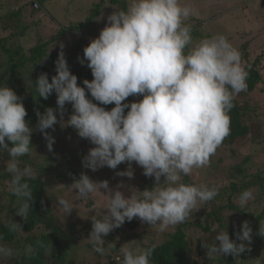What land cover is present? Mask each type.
<instances>
[{"label": "clouds", "instance_id": "1", "mask_svg": "<svg viewBox=\"0 0 264 264\" xmlns=\"http://www.w3.org/2000/svg\"><path fill=\"white\" fill-rule=\"evenodd\" d=\"M32 4L31 11H38L40 6L34 9ZM113 9L79 58L81 64L87 61L91 80L78 84L63 50L55 61L56 74L51 81L46 72L36 79L37 96L48 99L55 92L56 108L37 111L35 129L25 119L23 98L8 84L0 86V153H8L4 171L11 177L10 192L21 201L16 214L24 220L33 203L28 181L35 174L28 166L22 168L19 158L30 154L34 130L43 134L51 152L55 138L46 130H54L58 123L71 126L94 145L82 158L83 167L117 169L126 162L127 169L116 174L131 179L135 162L145 176L154 178L153 186L144 190L123 181L112 188L107 180L94 181L86 173L74 180L71 187L79 197L94 193L107 197L106 205L91 217L88 235L94 251L101 255L105 253L103 237L126 220L139 218L164 232L184 223L193 211L217 197L218 186L186 183L183 177L210 165V157L230 134L229 112L235 97L247 90L249 75L241 52L225 35L205 36L193 44V25L185 21L195 11L183 0H128L125 9ZM130 96L142 98L128 102ZM68 103L73 111L65 121ZM110 104L114 106L104 107ZM125 187L130 188L128 196L121 190ZM253 198L252 189L244 190L238 206L246 207ZM56 203L65 217L74 208L64 196H57ZM8 227L13 232L22 229L17 222ZM252 231L247 220L235 240L227 230L219 231L214 242H203L207 258L244 252ZM260 234L264 235V227ZM157 247L155 243L146 248L122 247V264H151ZM26 251L31 252V247ZM15 254L12 247L0 243V260Z\"/></svg>", "mask_w": 264, "mask_h": 264}, {"label": "trees", "instance_id": "2", "mask_svg": "<svg viewBox=\"0 0 264 264\" xmlns=\"http://www.w3.org/2000/svg\"><path fill=\"white\" fill-rule=\"evenodd\" d=\"M26 1L32 4L34 0ZM35 1L40 6L38 11L44 10L45 0ZM106 1L110 4L120 3L125 6L124 0H100L99 4L95 6L84 21L64 24V26H60L56 31L50 33L49 36H47V33H42V30L38 27L39 21L34 24L32 22V24L23 25L21 23V8L13 12L0 14V86L8 84L23 98L27 111L25 119L30 122L31 126L38 120L37 111L42 113L49 106L56 108L55 92L48 99L37 96L35 81L42 72L48 74L49 81L56 74L55 61L61 51V46H58L59 49L57 48V42L63 41V39L67 41L68 47L66 46V50H63V52L70 71L78 78V84L83 86L84 79L91 80L93 78L91 69L87 66V61L81 64L79 60L83 57V49L89 42L82 41L79 37H76V39L75 33L91 23L94 17L99 14L100 3ZM201 36L203 35L201 34ZM246 49H249L247 43L240 48L242 62L246 65L249 73L246 81L247 90L240 92L235 97L233 101L235 106L229 112L231 120L230 134L219 146L225 149L228 148L230 156L234 160L240 157L241 151L238 147L246 145L247 139L248 143L253 142L262 146L264 144V137L261 139H258V137L252 138L250 134L254 124L260 123V114L264 113V108L261 106L259 99L255 97V91L261 89L258 88L259 85L264 84V51L254 54L253 50L249 49L253 52L248 53ZM86 94L91 98L87 90ZM134 99L132 96L127 98L128 102ZM113 106V104H110L104 107L110 109ZM65 108L63 119L69 118L73 111L70 103L66 104ZM57 116L59 119V113H57ZM256 118L258 119L256 120ZM35 135L36 133L33 131L31 135L32 149L34 148L35 142L33 139ZM6 142L11 146L7 139ZM88 145H90V141ZM252 158L253 154L223 167L222 171L226 175L227 182L222 186H218L219 194L217 197L205 204L211 206L212 202H219L220 209L238 213L244 219L233 224L227 216L223 220L218 215L219 211L211 208L201 216L199 215L201 212H195V215L192 213L184 223L178 224L168 231V237L163 242L157 244L158 247L151 257V264H248L250 261H253V264H264V235L260 234V227H264V170L251 172L249 166ZM8 159L9 156L6 151L0 153V243L12 247L16 253L12 258H9L11 262L8 260V264H66L68 259L66 247L69 244L64 241V230L56 225L55 217L50 211V207H47L50 200L46 197V182L38 176L40 173L34 172L32 169L35 178L30 179L28 182L33 189V203L26 220H24L16 214L17 209L21 206V201L10 192L11 177L4 171L3 161ZM19 159L22 168L35 166L34 161L29 158V154ZM48 159H52L57 165H63L60 172H53L55 177L69 175L70 179L74 181L82 173L80 164H76V168H74L69 167V161L60 160L56 156L49 155ZM211 166L215 165L212 164ZM50 167L51 165L47 166V168ZM39 170H42V168H39ZM140 173V180L145 182V188H151L154 184V178L145 176L142 167ZM161 179L163 180V177ZM183 180L186 183L194 181V179H191V175L184 176ZM215 184L214 182H208L210 187ZM247 189H252L253 195H257L254 198L257 210L240 208L238 203L234 202L236 194L240 195ZM194 219L196 220L192 221ZM245 220L250 223L253 230L249 248L236 256L229 254L218 256L215 259H208L203 242H214L216 234L225 230L228 231L230 239L235 240V234L240 230V226ZM15 222L20 223L22 229L15 232L10 231L8 225ZM125 223L134 228L139 220L126 221ZM36 227H43L44 229L37 234L31 233ZM187 228L188 231H186ZM189 232L192 235H189ZM192 243L195 245L194 251L196 252L194 258H192ZM245 243L246 245L249 244L246 241ZM28 247H31V252L26 251ZM116 250L112 248V251Z\"/></svg>", "mask_w": 264, "mask_h": 264}, {"label": "rangeland", "instance_id": "3", "mask_svg": "<svg viewBox=\"0 0 264 264\" xmlns=\"http://www.w3.org/2000/svg\"><path fill=\"white\" fill-rule=\"evenodd\" d=\"M99 1L45 0L44 10L31 11V7L26 0H0V6L2 7H0V14L3 12H13L21 8V23L24 25L28 23L32 24L33 22L34 24L39 21L38 27L42 30L43 34L47 33V36H49L50 33L56 31L60 26H64V24L84 21L91 14L95 6L99 4ZM124 1L125 6L120 3L110 4L108 1L100 3L99 14L94 17L88 26L75 33V38L79 37L82 41L90 42L92 38L97 37L100 30L107 23L106 18L114 10L113 8L125 9L128 6V0ZM183 2L190 4L195 11V14L185 21V23L193 25V44L205 36L223 34L239 51L245 43L248 44L250 50L254 51V54L264 51L263 0H183ZM101 16L103 18L97 20V17ZM64 37L68 38L69 36ZM85 42L83 43L85 44ZM58 46H61V50H66L67 41L63 39V41L57 42V48L59 49L60 47ZM53 47L55 48L54 45ZM249 49H246L248 53L253 52ZM258 88L261 89L255 91V97L259 99L261 106L264 108V84H260ZM134 98L136 100L142 97ZM260 115V123H255L250 133L252 138L258 137V139H261L264 137V113ZM67 119L64 118L65 121ZM37 121L32 125L34 129L36 128ZM46 131L55 138L53 150L51 152L48 150L47 142L43 134L39 130H34L36 133L33 139L35 143L34 148L29 154V158L34 161L35 166H30V168L34 172L37 171V173H40L38 176L46 182V197L50 200L47 207H50L51 210H49L52 211L55 217L56 225L64 230V241L69 245L71 244L66 247L68 252L66 264H120L122 262V255L120 253L122 247L146 248L149 244H159L168 237L167 232L172 230L173 227L161 232L158 226H152L147 222H141L139 218H133L132 220H139V223L134 228L124 223L121 227L114 229L107 236L103 237L105 241L102 246L105 249V253L101 255L95 252L88 238L92 228L91 217L95 215V211L101 205H106L107 197L103 193H94L87 198L79 197L78 193L75 192L77 190H72L71 185L74 181L70 179L69 175H65L64 177L54 176L53 172H60L63 165H57L52 159H48L49 155L56 156L60 160H66V162L69 161V167L76 168V164H80L82 173H86L94 181L107 180L109 186L112 188H115L118 183L123 181L125 185L144 190L146 184L140 180L141 167L135 162L132 163L134 176L131 179L116 174L118 171L127 169L128 164L126 162L118 165L117 169L104 166L96 171H92L82 165V158L91 147H94L91 143L88 145L89 140L79 137L73 127H61L59 123L55 125L54 130L47 129ZM246 141V145L238 147L241 152L237 160H234L230 156L228 148L218 147L216 153L210 157V164L216 167L210 165L194 169L191 179H194L197 183L208 184V182H214L216 186H222L227 182L226 175L222 171L223 167H226L229 163L240 161V159L248 157V155L251 156L252 154L253 158L250 162L249 170L251 172L264 170V144L262 146L261 144L253 142L248 143V139ZM6 161H3L5 167ZM50 165L51 167L47 168ZM39 168H42V170H39ZM121 190L124 191L126 196L131 194L129 187L122 188ZM101 191L103 192L104 190L101 189ZM57 196H64L73 202L74 208L66 217L60 206L56 203ZM253 197L256 198L257 195L255 194ZM238 198L239 194H236L234 202H238ZM254 198L248 202L245 207L246 209L257 210L256 200ZM219 206V202H212L211 206L204 204L198 211H193V213L195 215V212H201L199 214L201 216L211 208L213 210L217 209L219 211L218 215L223 220L227 216L228 220L232 221L233 224L241 222L244 219L242 215L232 211L222 210ZM191 218L193 219V217ZM42 229L44 228L36 227L31 233H40ZM186 231H188V228ZM191 232H189V235H192ZM247 245L248 249L250 244ZM194 246V243H192V258L196 257ZM112 248L117 250L112 251ZM115 256H119L120 259L115 261L112 259ZM8 260L10 261V259L0 260V264H8ZM248 264H253V261H250Z\"/></svg>", "mask_w": 264, "mask_h": 264}, {"label": "built area", "instance_id": "4", "mask_svg": "<svg viewBox=\"0 0 264 264\" xmlns=\"http://www.w3.org/2000/svg\"><path fill=\"white\" fill-rule=\"evenodd\" d=\"M32 7H33L34 9H37V8L39 7L38 2L34 0V1H33V4H32ZM119 258H120L119 256H115V257H114V260H115V261H118Z\"/></svg>", "mask_w": 264, "mask_h": 264}, {"label": "bare ground", "instance_id": "5", "mask_svg": "<svg viewBox=\"0 0 264 264\" xmlns=\"http://www.w3.org/2000/svg\"><path fill=\"white\" fill-rule=\"evenodd\" d=\"M49 230V229H48Z\"/></svg>", "mask_w": 264, "mask_h": 264}]
</instances>
